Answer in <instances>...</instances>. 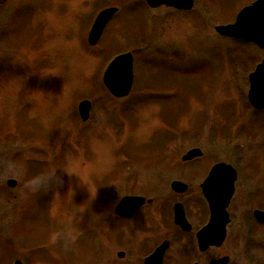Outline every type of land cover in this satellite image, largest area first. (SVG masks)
<instances>
[{
	"label": "rangeland",
	"instance_id": "rangeland-1",
	"mask_svg": "<svg viewBox=\"0 0 264 264\" xmlns=\"http://www.w3.org/2000/svg\"><path fill=\"white\" fill-rule=\"evenodd\" d=\"M254 1L195 0L192 11L181 12L151 8L145 0H6L0 264H128L132 255L124 262L116 257L122 239L115 198H154L150 190L165 175L195 187L220 162L237 170L236 200L246 204L233 218L225 252L231 264H264L261 230L248 217L258 203L247 196L255 198L259 185L245 183V174L254 172L249 168L264 169V112L247 100L248 75L264 50L215 31ZM113 6L118 14L91 47L96 16ZM25 12L32 13L23 21ZM125 51L134 53L136 83L129 97L115 99L102 74L112 56ZM85 99L94 115L84 124L77 107ZM193 148L203 157L182 162ZM128 165L137 170L126 171ZM174 166L180 171L171 173ZM124 174L134 178L117 186ZM9 179L17 181L15 188L7 186ZM112 180L114 189L106 191ZM29 181L39 183L35 192L25 187ZM190 192L182 201L193 212ZM179 250L177 258L184 257ZM188 257L195 261L194 254L184 261Z\"/></svg>",
	"mask_w": 264,
	"mask_h": 264
},
{
	"label": "water",
	"instance_id": "water-1",
	"mask_svg": "<svg viewBox=\"0 0 264 264\" xmlns=\"http://www.w3.org/2000/svg\"><path fill=\"white\" fill-rule=\"evenodd\" d=\"M4 1V0H2ZM151 8L160 6L172 7L177 10L189 11L194 7L195 0H146ZM118 8L111 7L102 10L94 21L89 33L88 42L95 46ZM216 31L224 38L251 43L259 49H264V0H257L252 5L243 8L236 16L234 23L216 27ZM250 90L248 100L251 105L259 110L264 109V61H262L249 76ZM134 57L131 52L116 56L107 66L103 74V83L109 92L116 98L128 97L134 87ZM92 103L89 100L82 101L78 106L80 117L83 121L90 118ZM203 155L200 149L190 150L183 160H192ZM237 179L236 170L225 163L215 165L207 179L202 184L203 194L210 207V221L198 233L199 247L202 251L210 246L220 247L224 243L227 234V226L230 223L228 207L235 192ZM7 185L15 188L17 181L9 179ZM173 189L184 193L187 186L181 182H174ZM147 202L146 198L138 196L125 197L116 207V213L123 217L131 218ZM150 202V201H149ZM256 219L264 222V213L256 211ZM175 222L181 228L190 230L185 212L181 205L175 207ZM167 245L158 248L145 261L146 264H162ZM228 257L216 260L211 264H227ZM14 264H24L17 260Z\"/></svg>",
	"mask_w": 264,
	"mask_h": 264
},
{
	"label": "flooded vegetation",
	"instance_id": "flooded-vegetation-1",
	"mask_svg": "<svg viewBox=\"0 0 264 264\" xmlns=\"http://www.w3.org/2000/svg\"><path fill=\"white\" fill-rule=\"evenodd\" d=\"M5 2L6 0L4 2L0 0V26H2V19H1L2 6L5 4ZM31 13L32 12L21 13V16L23 18V15H27V14L31 15ZM30 15L24 17L23 21ZM256 111L264 112V110H256ZM195 160L198 159H194L189 162L184 161V163H191ZM180 169L181 167L174 166V170L172 169L170 170L171 173L172 172L174 173L176 171H180ZM249 169L250 171H254V172H249L248 174H245V176H248L247 177L248 180L245 179L246 185L249 186L250 184H253L254 182L257 181L259 186H258V190L255 191L257 194L255 198L251 197V192H249L247 196L248 201L254 200L255 204L258 203L257 205L258 207L252 210L250 212V215H248V217L251 219V221L255 222L254 225L256 226V228L261 230L260 232H258V235H260L258 237L259 238L258 245L260 248L259 249L260 252L264 254V222L258 221L254 214L256 211L264 212V169L261 170L256 169V171L252 168ZM136 170L137 168L135 169L133 167H128L126 169V171H130V172ZM160 172L161 171L153 172V175L155 176L156 173H160ZM169 173L170 171L168 170V173L166 174ZM195 176L197 175L195 174ZM132 178H134V176H127L124 174L120 179H118L117 186L122 184V182L123 183L130 182ZM239 178L241 177L237 172V181ZM184 180L185 179L183 178H178L169 182L167 180V175L164 176L161 182L159 179L155 180L154 182L155 189H153L152 191L150 190V193L152 192L154 193V198H147L146 196L140 195L142 197H145L147 200H150L151 202L150 203L147 202L146 205H144L141 209H139L138 212L134 215V217L130 219L122 218L116 215L114 208L115 214L113 215V217H115V223H118L119 237H121L122 239V242L116 245V249L118 248L121 249L120 251H117L116 254V257L120 261L124 262L128 259V255H132V261L129 262L128 264H144L145 259L147 257L152 255L156 251V249H158L160 246L165 244L167 245V250L164 253L162 264H168V260H170L171 264H211L212 262L222 259L224 257H228L229 261L227 264H231V258L225 252L227 249L229 232L231 231V224L233 218H235L239 214V211L246 206V204L241 206L242 202L240 204V201L236 200L237 192H238L237 181L235 184L236 190L228 208L231 222L227 227L226 239L222 244V246L220 247L210 246L206 250L202 251L199 247L198 233L202 228H204L207 225L210 217L209 205L206 199L204 198L201 189V184L204 180L196 184L195 187H193L194 185L192 186L191 183L186 182V180L185 181ZM174 181H179L186 184L188 188L187 191L184 193L175 192L172 189V183ZM162 183L164 185L160 187ZM166 185L170 187V192H168L169 194L167 193L168 191L167 189L166 192H164ZM190 190H191L190 193H193L194 196L193 206H192L193 212L191 211V206L188 204V202L182 201V197L185 196ZM126 196H131V195H126ZM123 197L119 198V196H117L115 198L114 200L116 201L115 207ZM243 198L244 197L241 194L242 201ZM176 204H182L186 214V219L191 227L190 230L182 229L175 223L174 206ZM162 215H164V222H162V220L160 222ZM237 226L240 227V223H237ZM99 227L100 225L98 226V228ZM96 236L98 238V231L96 232ZM181 247L183 248L182 255L184 257L177 258L179 253H181V250H179ZM142 250H143V255L141 257L140 263H138L136 261H138L139 252ZM187 254H190L192 257L194 254L193 258L195 259V261L189 257L186 259V261H184V258L187 257ZM169 255L171 256V258H168Z\"/></svg>",
	"mask_w": 264,
	"mask_h": 264
},
{
	"label": "clouds",
	"instance_id": "clouds-1",
	"mask_svg": "<svg viewBox=\"0 0 264 264\" xmlns=\"http://www.w3.org/2000/svg\"><path fill=\"white\" fill-rule=\"evenodd\" d=\"M39 186V183L37 181H29L28 183H26L25 187L32 191L35 192L37 190V187Z\"/></svg>",
	"mask_w": 264,
	"mask_h": 264
},
{
	"label": "trees",
	"instance_id": "trees-1",
	"mask_svg": "<svg viewBox=\"0 0 264 264\" xmlns=\"http://www.w3.org/2000/svg\"><path fill=\"white\" fill-rule=\"evenodd\" d=\"M113 57V56H112Z\"/></svg>",
	"mask_w": 264,
	"mask_h": 264
}]
</instances>
